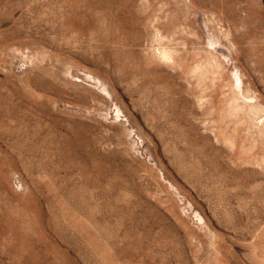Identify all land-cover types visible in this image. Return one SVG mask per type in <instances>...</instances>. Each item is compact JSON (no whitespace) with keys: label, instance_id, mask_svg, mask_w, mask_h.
Here are the masks:
<instances>
[{"label":"rangeland","instance_id":"374dc122","mask_svg":"<svg viewBox=\"0 0 264 264\" xmlns=\"http://www.w3.org/2000/svg\"><path fill=\"white\" fill-rule=\"evenodd\" d=\"M0 264H264V0H0Z\"/></svg>","mask_w":264,"mask_h":264}]
</instances>
